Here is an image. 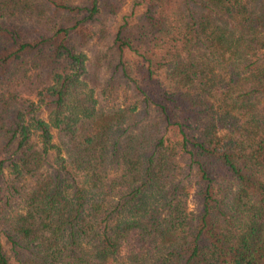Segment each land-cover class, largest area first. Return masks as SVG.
Instances as JSON below:
<instances>
[{
    "label": "trees",
    "instance_id": "1",
    "mask_svg": "<svg viewBox=\"0 0 264 264\" xmlns=\"http://www.w3.org/2000/svg\"><path fill=\"white\" fill-rule=\"evenodd\" d=\"M119 11L0 0V264H264V0Z\"/></svg>",
    "mask_w": 264,
    "mask_h": 264
},
{
    "label": "rangeland",
    "instance_id": "2",
    "mask_svg": "<svg viewBox=\"0 0 264 264\" xmlns=\"http://www.w3.org/2000/svg\"><path fill=\"white\" fill-rule=\"evenodd\" d=\"M116 1L119 2L120 4V11L117 14L111 16V18H109V20L106 21L107 25L109 24V27L112 24L116 23L118 20H120L122 14L129 11V9L131 8L132 2L134 0H116ZM104 44L105 43L100 42L99 40H95V41L92 40L88 44H86L85 51L88 57L90 58L97 49L104 48L105 47ZM124 87L126 88L124 89ZM119 88H120V91H119V96L117 97V102L122 104V103L129 101L131 97L127 89V86H125L124 81H122V84ZM187 203H188L189 208L191 209L196 210L198 208V203L192 194L188 196Z\"/></svg>",
    "mask_w": 264,
    "mask_h": 264
}]
</instances>
